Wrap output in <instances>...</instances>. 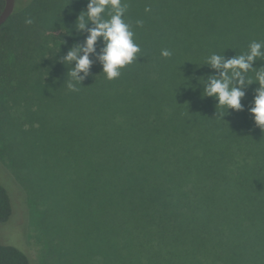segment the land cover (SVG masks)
I'll list each match as a JSON object with an SVG mask.
<instances>
[{"label":"trees","instance_id":"16d2710c","mask_svg":"<svg viewBox=\"0 0 264 264\" xmlns=\"http://www.w3.org/2000/svg\"><path fill=\"white\" fill-rule=\"evenodd\" d=\"M124 2L137 61L108 80L93 54L76 91L60 58L84 43L75 21L88 0L16 2L0 28V152L17 141L53 176L39 194L61 219L51 262L264 264V129L249 112L259 84L246 88L242 111L203 95L217 74L204 65L210 55L264 42V0ZM103 46L98 39L97 53ZM13 211L0 182V224ZM0 264L33 261L0 240Z\"/></svg>","mask_w":264,"mask_h":264},{"label":"clouds","instance_id":"9594fccd","mask_svg":"<svg viewBox=\"0 0 264 264\" xmlns=\"http://www.w3.org/2000/svg\"><path fill=\"white\" fill-rule=\"evenodd\" d=\"M128 7L124 0H88L86 11H81L75 21L77 30H87L84 43L73 46L60 58L61 63L72 65L67 72L71 78L68 83L70 90L76 91V84H81L89 77L93 64L90 56L93 54L97 55L102 72L108 80L120 77L121 69L137 61L141 49L134 40L132 25L125 19ZM32 22L31 19L26 20L28 24ZM89 23L92 27H88ZM142 23L136 21L137 26H142ZM98 39H102L104 44L100 53L96 50ZM161 55L171 57L172 52L163 49ZM258 58H264V42L252 41L246 53L231 58H226L224 54L210 55L204 65L217 74L209 75L204 81L203 95L214 97L218 106L225 110L242 111L244 105L241 101L247 94L246 88L257 82L259 87L254 90L249 112L255 125L264 129V67L259 70L253 67ZM250 71L255 73L254 78L248 75Z\"/></svg>","mask_w":264,"mask_h":264},{"label":"rangeland","instance_id":"374dc122","mask_svg":"<svg viewBox=\"0 0 264 264\" xmlns=\"http://www.w3.org/2000/svg\"><path fill=\"white\" fill-rule=\"evenodd\" d=\"M29 2L30 0H18L17 4L19 7H24ZM22 114L21 111L15 112L12 118L16 119ZM38 125L37 121H32L24 126ZM5 130L3 127L4 135ZM5 142H7L6 138ZM22 148L27 150V146L22 145ZM22 148H19L15 141L14 145L8 148L7 153L0 152V182L9 190L14 209L11 218L0 224V240L29 253L33 264H53L49 254L52 245L56 243L55 231L61 228V219L56 218L54 211L43 207L50 198L42 201L39 195L42 192L47 193V189L52 190V186L55 187L53 176L47 175L37 158L24 157V154H21ZM30 159H33V163H30ZM44 175L51 176V180ZM40 177L45 179L41 180ZM55 222L56 227L53 225ZM48 223L52 226L51 229Z\"/></svg>","mask_w":264,"mask_h":264},{"label":"water","instance_id":"95a60500","mask_svg":"<svg viewBox=\"0 0 264 264\" xmlns=\"http://www.w3.org/2000/svg\"><path fill=\"white\" fill-rule=\"evenodd\" d=\"M17 0H6V6L0 15V28L7 22L15 11Z\"/></svg>","mask_w":264,"mask_h":264}]
</instances>
